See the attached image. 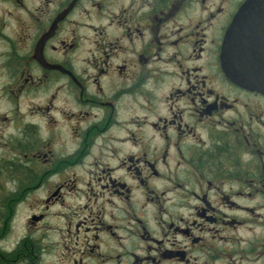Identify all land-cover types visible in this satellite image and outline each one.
Listing matches in <instances>:
<instances>
[{
  "label": "flooded vegetation",
  "instance_id": "obj_1",
  "mask_svg": "<svg viewBox=\"0 0 264 264\" xmlns=\"http://www.w3.org/2000/svg\"><path fill=\"white\" fill-rule=\"evenodd\" d=\"M245 1L0 0V264H264Z\"/></svg>",
  "mask_w": 264,
  "mask_h": 264
},
{
  "label": "water",
  "instance_id": "obj_2",
  "mask_svg": "<svg viewBox=\"0 0 264 264\" xmlns=\"http://www.w3.org/2000/svg\"><path fill=\"white\" fill-rule=\"evenodd\" d=\"M220 62L236 85L264 95V0H246L222 42Z\"/></svg>",
  "mask_w": 264,
  "mask_h": 264
},
{
  "label": "rangeland",
  "instance_id": "obj_3",
  "mask_svg": "<svg viewBox=\"0 0 264 264\" xmlns=\"http://www.w3.org/2000/svg\"><path fill=\"white\" fill-rule=\"evenodd\" d=\"M78 57H79V55L76 57L77 59H78ZM263 107V110H264V105L262 106ZM260 200H254V201H252V202H250V203H256V202H259ZM259 205L260 204H255V206L256 207H259ZM264 208V207H263ZM261 213V212H260ZM262 213L264 214V210L262 211ZM264 216V215H263ZM260 221H263L262 219H260ZM246 229V231L244 230L243 232L241 231V230H238V232H237V234H238V236H240V237H247V239L248 238H252V236H251V232L249 231V228L248 227H246L245 228ZM251 231H256V233H259L260 231H261V228L260 227H257V226H255V227H253V229L251 230ZM231 233V232H230Z\"/></svg>",
  "mask_w": 264,
  "mask_h": 264
}]
</instances>
